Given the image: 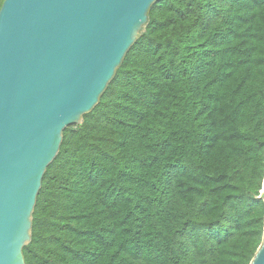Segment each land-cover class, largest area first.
Returning a JSON list of instances; mask_svg holds the SVG:
<instances>
[{
	"label": "trees",
	"instance_id": "trees-1",
	"mask_svg": "<svg viewBox=\"0 0 264 264\" xmlns=\"http://www.w3.org/2000/svg\"><path fill=\"white\" fill-rule=\"evenodd\" d=\"M263 184L264 0H158L64 130L25 261L251 264Z\"/></svg>",
	"mask_w": 264,
	"mask_h": 264
},
{
	"label": "water",
	"instance_id": "water-1",
	"mask_svg": "<svg viewBox=\"0 0 264 264\" xmlns=\"http://www.w3.org/2000/svg\"><path fill=\"white\" fill-rule=\"evenodd\" d=\"M158 0H5L0 11V264H26L64 130L94 110ZM264 201V184L259 197ZM251 264H264V238Z\"/></svg>",
	"mask_w": 264,
	"mask_h": 264
}]
</instances>
